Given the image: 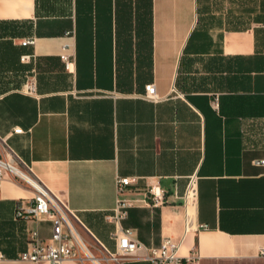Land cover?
Wrapping results in <instances>:
<instances>
[{
    "label": "crops",
    "instance_id": "crops-1",
    "mask_svg": "<svg viewBox=\"0 0 264 264\" xmlns=\"http://www.w3.org/2000/svg\"><path fill=\"white\" fill-rule=\"evenodd\" d=\"M0 135L111 251L128 177L139 202L122 226L144 245L169 239L191 264H264V0H0ZM153 184L163 205L146 197ZM21 203L32 190L5 175L0 264H49L20 259L53 231L17 217Z\"/></svg>",
    "mask_w": 264,
    "mask_h": 264
},
{
    "label": "built area",
    "instance_id": "built-area-1",
    "mask_svg": "<svg viewBox=\"0 0 264 264\" xmlns=\"http://www.w3.org/2000/svg\"><path fill=\"white\" fill-rule=\"evenodd\" d=\"M33 40H25L24 45L32 44ZM61 59L67 69L72 65L71 56L67 52L61 54ZM26 93H34L36 85L31 83L26 86ZM144 98L157 102L158 95L155 84L145 86ZM20 133L21 129L15 130ZM264 164V160L259 162ZM5 175L11 176L15 181L25 183L33 192V205L20 204L17 217L45 219L53 222V231L48 243H36L29 252L22 253L20 259L35 263L46 261L49 264H63L67 260H75L81 264H105L106 262L119 263L126 258H137L150 261L152 264H191L192 259L186 262L179 257V244L169 239L162 241L159 247H148L135 238L132 230L124 229L123 220L128 215V210L138 199L129 198L131 187L135 182L131 178H119V198L116 206L109 216L115 230L112 239L115 241L116 250L111 251L102 243L89 228L82 222L77 212L71 210L66 203L58 198L37 176L31 165L25 162L10 146L8 139L0 135V180ZM196 178L192 177L184 194L185 205L190 206L194 200ZM146 197L154 206L165 203V193L158 184H153L146 192ZM83 232L91 240L88 241ZM264 255V248L261 249Z\"/></svg>",
    "mask_w": 264,
    "mask_h": 264
},
{
    "label": "rangeland",
    "instance_id": "rangeland-1",
    "mask_svg": "<svg viewBox=\"0 0 264 264\" xmlns=\"http://www.w3.org/2000/svg\"><path fill=\"white\" fill-rule=\"evenodd\" d=\"M18 182L23 183V182H21V181H18Z\"/></svg>",
    "mask_w": 264,
    "mask_h": 264
}]
</instances>
